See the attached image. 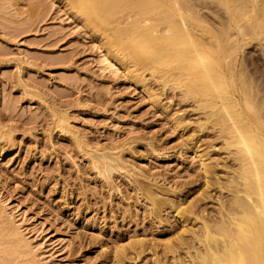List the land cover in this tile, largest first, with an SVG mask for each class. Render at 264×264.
<instances>
[{
  "label": "rangeland",
  "instance_id": "374dc122",
  "mask_svg": "<svg viewBox=\"0 0 264 264\" xmlns=\"http://www.w3.org/2000/svg\"><path fill=\"white\" fill-rule=\"evenodd\" d=\"M206 4L201 26L215 32L229 14ZM73 9L0 0V264H191L207 244L204 223L221 247L241 181L234 103L212 107L208 92L142 69L125 54L147 61L151 44H115L116 22L95 28L94 11ZM244 38L236 65L264 87V40Z\"/></svg>",
  "mask_w": 264,
  "mask_h": 264
},
{
  "label": "bare ground",
  "instance_id": "6f19581e",
  "mask_svg": "<svg viewBox=\"0 0 264 264\" xmlns=\"http://www.w3.org/2000/svg\"><path fill=\"white\" fill-rule=\"evenodd\" d=\"M66 1L71 2L75 12L94 11L95 19L90 23L95 28L104 22H116L119 32L113 41L115 44L121 35L133 37L139 44H151L154 49L147 61H139L140 57L136 53L125 54V58H137L142 69L155 72L160 69L163 78L182 86L187 94L200 95L208 92L207 100L212 102V107L217 108L218 104L227 100L234 103V111L231 110L232 113L228 110L232 113L228 115L232 120L231 122L229 119L236 139L229 144L234 142L233 145L237 147L238 160H235L239 162L237 174L241 181L238 182L239 187L233 189L235 195H232L234 199L229 212L224 211L229 221L226 219L227 224L222 226V222V227L219 225L221 231L218 233L225 237L221 247L217 248L212 244L211 240H216L215 233L213 234L216 231L206 222L202 228L207 244L202 249L203 253L200 251L202 254L198 253L190 260L191 264H264V96L260 93L264 87L247 75L244 66L236 65L237 49L245 41L244 36L264 40V0H212L218 6H223L229 14L227 22L220 23L217 32L201 26L204 18L200 10L207 5V0ZM119 13L121 16L114 19ZM123 22L126 24L121 28L119 24ZM231 26L238 28L239 38L236 35L232 37V32H229V29L233 30ZM206 57H213L214 60L206 64ZM115 59L118 60L117 57ZM164 63L170 67L162 69L161 65ZM124 66L128 68L127 64ZM136 83H141V80ZM243 120L246 123L241 125ZM188 144L192 145L193 153H202L192 141ZM199 162L207 164L202 156ZM208 172L210 171L204 174L207 184L211 182ZM186 212L185 208L176 210L180 217L186 215ZM182 226V231L192 232L195 236L194 231L184 224ZM183 238L180 237L179 240ZM200 239L202 238L198 240ZM173 248H168L172 254L176 252Z\"/></svg>",
  "mask_w": 264,
  "mask_h": 264
}]
</instances>
